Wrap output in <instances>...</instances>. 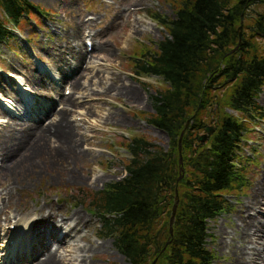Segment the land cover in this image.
I'll return each instance as SVG.
<instances>
[{
  "label": "rangeland",
  "instance_id": "obj_1",
  "mask_svg": "<svg viewBox=\"0 0 264 264\" xmlns=\"http://www.w3.org/2000/svg\"><path fill=\"white\" fill-rule=\"evenodd\" d=\"M31 2L48 14L39 16L38 25L35 21L26 22L22 30H14L11 39L0 43V142L8 145L25 124L52 126L66 110L64 118L71 124L70 132L80 139L78 152L85 155L76 161L71 158L65 163L54 162L42 152L43 146L50 147L53 157L55 152L62 156L68 152L56 149L59 145L52 138L48 139L51 145L38 139L31 143V151L25 146L14 150L17 155L13 158L0 157V264H35L45 260L42 250L37 253L43 246L36 247L37 241L24 239L25 227L34 221L36 209L42 207L68 219H74L79 211L86 219L80 233L53 245L52 249L61 248L58 264H129L111 238L99 235L100 222L86 205L77 203V196L81 191L102 190L126 176L125 165L130 156L123 145L129 139L145 137L165 150L168 148L166 135L144 119L153 114L152 96L167 84L158 77L136 76L132 63L138 50L157 49L166 36L150 15L173 17V8L169 0ZM253 10L263 12L264 7L255 5ZM0 17L6 19L1 10ZM74 31H79V40L71 38ZM68 41L73 47H85L90 41L94 51H88L84 63L76 61L67 55ZM74 75L83 89H71ZM64 96L75 104H61ZM258 103L264 108V89ZM251 129L253 132L245 136L242 144L245 165L241 172L247 177L246 186L229 195V201L234 203L228 212L208 223L211 237L207 249L216 257L214 264L229 263L222 233L231 232L238 218L237 209L263 179L264 122ZM28 156L30 162L25 163ZM11 162L14 165L9 169ZM260 208H248L249 217L264 223V206ZM60 231L53 232L58 240L63 235ZM89 246L92 251L85 253L84 248Z\"/></svg>",
  "mask_w": 264,
  "mask_h": 264
},
{
  "label": "trees",
  "instance_id": "obj_2",
  "mask_svg": "<svg viewBox=\"0 0 264 264\" xmlns=\"http://www.w3.org/2000/svg\"><path fill=\"white\" fill-rule=\"evenodd\" d=\"M169 1L173 17L150 15L165 38L157 49L138 50L132 63L136 76L168 85L152 98L155 113L146 118L168 134V149L133 137L123 145L130 155L126 177L100 191H81L77 203L100 218L101 236L113 238L129 264H213L208 223L228 212L227 197L245 186L242 143L251 126L264 121L257 102L264 88V11L253 10L264 0ZM0 10L6 16L0 17V43L46 14L31 0H0ZM208 126L215 130L201 144Z\"/></svg>",
  "mask_w": 264,
  "mask_h": 264
},
{
  "label": "bare ground",
  "instance_id": "obj_3",
  "mask_svg": "<svg viewBox=\"0 0 264 264\" xmlns=\"http://www.w3.org/2000/svg\"><path fill=\"white\" fill-rule=\"evenodd\" d=\"M43 1L53 4L58 0ZM79 31H74L71 38L79 40ZM65 45L67 48V55H70V57L76 61L84 63L83 61L88 53L87 45L82 47L80 44H77L73 47L71 41L66 42ZM92 51H94V45ZM65 58L67 57L64 55L63 59L66 64ZM61 72L62 74L65 73L63 70H61ZM70 84L71 89L74 91L80 90L81 87L83 89L82 84L75 75ZM61 104L73 106L75 102L71 98H66L64 96L61 99ZM65 113L66 110H63V112L60 113L59 121L46 128H44V126L33 127V125H29L30 123L25 124L22 131L19 132L20 134H18L16 138L13 137L8 145L0 142V157L4 158L6 156L9 157L8 159L13 158L17 155V151L14 150H19L22 147L28 146L31 151L32 142L39 141L38 139H40L44 142V145H47L50 144L48 139L51 140L52 138H55L59 145L58 147L55 146L56 149H66L68 152L67 156H62L55 152V157H53L49 149L50 147L43 146L42 152L50 155L54 162L65 163L71 158L76 161L79 156H84L85 154L78 152L80 139L73 136L70 132L71 124L64 118ZM30 159L31 156L26 157L24 159L25 163H29ZM13 165V162H11L9 169H11ZM17 170H19V167H16V175L19 174ZM262 177L263 179L262 181H259L257 188L253 189L252 196L244 205L237 209L236 218L237 216L238 218L234 224H232L233 227H231V232L222 233L223 246H225L230 256L228 264H264V223H261L259 218L252 219L249 217L248 212V208L261 210L260 206H264V171ZM34 214V221L25 227V232H27L24 239L26 242H28V239L30 238L37 241L38 243L35 246L39 247V245H41V248L42 246L44 248V250L43 248L38 250L37 253L42 250L41 256H46L43 262L35 261V264H58V254L60 253L61 248L52 249L53 245L64 243V241L70 237L73 238L72 236L76 235V233H80L81 227L85 228L86 226L85 216L78 211L75 212L74 219L63 218L59 216L58 212L54 210L45 211L43 207L36 209ZM56 230H61L60 232L63 233L59 240L57 239V236L53 234ZM39 231L50 235L48 237L41 235L38 233ZM45 239L48 241L45 243L41 242V240ZM80 246L82 247V245L77 244V247ZM84 249L87 250L85 253L92 251L91 246L85 247ZM79 264H87V262L81 261Z\"/></svg>",
  "mask_w": 264,
  "mask_h": 264
},
{
  "label": "water",
  "instance_id": "obj_4",
  "mask_svg": "<svg viewBox=\"0 0 264 264\" xmlns=\"http://www.w3.org/2000/svg\"><path fill=\"white\" fill-rule=\"evenodd\" d=\"M188 125H189V123H187V127H188ZM213 132V128L212 127H209V128H207L206 129V133H207V135H204V136H202L201 138H200V142H205L206 141V139H207V137H208V135L209 134H211ZM184 134V133H183ZM182 134V135H183ZM180 146H181V141H180ZM181 149V148H180ZM178 205H179V200H178V197L176 198V203H175V205H174V208H173V215H172V218H171V223H170V232H171V234H172V232H173V224H174V221H175V216H176V211H177V207H178Z\"/></svg>",
  "mask_w": 264,
  "mask_h": 264
}]
</instances>
